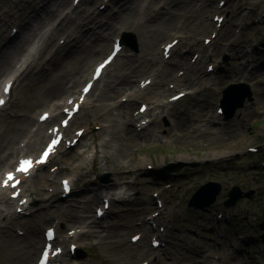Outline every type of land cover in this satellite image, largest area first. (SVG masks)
<instances>
[{"label":"rangeland","instance_id":"rangeland-1","mask_svg":"<svg viewBox=\"0 0 264 264\" xmlns=\"http://www.w3.org/2000/svg\"><path fill=\"white\" fill-rule=\"evenodd\" d=\"M216 1L221 10L209 11L207 18L220 26L222 36L218 35L215 40L210 41L209 36L198 34L201 44L207 45L204 49L206 55L200 63V71L207 73L204 88L201 91L193 92L194 88L190 85H176L169 88L165 95L159 98L164 109L159 116L162 124V127L157 129L159 139L140 140L136 147L130 150L131 155H136L143 160V167H137L134 169L135 171H130L124 166L128 176L117 182L116 176L121 172L120 167L123 166L117 150L109 158H105L102 156V149L96 155L92 145L85 146L76 143L72 147H74L73 152H79L78 158L69 166V170L60 171L55 177L54 183L59 190L57 195L49 197L48 201H41L38 195H29L24 190L22 180L20 183L22 191L17 197H13L10 191L7 192L9 198L14 200L13 210L18 212V216L23 221L29 218L33 211L39 208L46 209L49 202L77 205L76 211L72 212L69 220L59 222L58 215L60 213H53L55 219L52 223L43 222L41 224V236L44 235V229L47 226L54 227L55 236L59 239L65 232H60L61 228L68 231V234L75 233L76 229L85 231L89 227L98 229L100 234H104V230L108 229L106 240H101L96 236L91 237L85 233L73 239L70 237L71 239L69 238L65 242L64 249H68L69 243L70 246L74 244L75 248L71 254H56L52 264H264V67L250 72H248V68L243 74L237 75V70L241 69L243 63L250 61L255 64L256 60L254 62L250 55H245L244 58L241 55L236 56L231 51V47L225 48L226 46H224L229 37L234 39L233 42L241 41L243 52H249L251 45L254 44L260 48L262 53L260 62L264 64V0L259 3L262 4L259 9L260 15L254 13V9L259 5L256 4V0ZM69 3L76 4L78 11H84L88 6H86V0H69ZM96 6L104 10L102 14L104 16L98 17V19H105V15L111 9V4L101 2ZM234 8H237V11ZM113 10L116 9L113 8ZM40 14L42 15L43 11ZM71 16L73 17L74 14ZM56 17L50 19L37 31L15 56L9 68L0 75V93L4 92V86L7 84L13 91L19 80L22 81V85L29 81L31 77H24L23 74L15 83L11 77L19 73L28 61L40 54L42 41L47 38L53 28L57 20ZM1 18H3L2 10H0ZM90 25L93 24H88V26ZM95 29L100 32L105 31L104 28L96 26ZM124 33H126L127 42L122 41L121 53L117 54L113 62L106 67L101 78L94 82L88 92V101L81 107L76 119H81L83 112L88 107V102L100 92L109 73H112L116 66L125 60L126 56L139 53L137 35L133 31ZM63 38L64 35H61L55 41L64 45ZM175 41L173 36L165 39L159 38L155 41L153 48H158L161 51L164 43H174ZM68 44L65 51L62 52L63 54L67 52ZM72 45L73 40L70 41V46ZM109 49L110 43L98 58L101 59ZM175 49L176 52L170 55L171 50L166 51L165 59L169 67L178 74L185 69L173 64L181 57V54H184L186 48L182 46L175 47ZM201 49L202 47L194 49L190 54L198 56ZM218 49L219 53L215 58L205 59V56H210L211 51L215 52ZM43 54H45L44 51ZM188 59L190 63H193L191 57L188 56ZM48 66L45 65L46 68ZM92 67L93 64H91L86 77L81 78L79 88H82L84 79L90 76ZM144 77H147V74L142 78ZM153 77L146 78L144 84H152ZM137 78L138 76H134L133 82H138ZM168 82L170 81L164 80L163 85ZM236 82L248 84L251 98L246 97L243 105L237 107L233 115L226 117L224 112H219L217 109L221 106L222 90L230 83ZM16 92L17 89H14V93ZM175 92H184L185 95L175 99L176 101L169 102ZM127 94V92L121 93V96L119 95L116 99L124 100L127 98ZM207 101L210 104L208 120L209 122L213 120L211 124L216 127L223 126L222 134L211 137L210 131L207 132L208 135L205 134L206 137L199 141H186L177 136H166V128L168 125L174 124L176 117L183 113L189 114V108L193 103L204 104ZM3 105L0 107V116L1 113L3 115H8L9 112L13 113L11 110L14 104H7L5 109L2 108ZM142 105L145 106L144 109H141ZM148 106H150L149 101L140 99L136 101L134 107L138 116L134 120V125L142 126L143 123L152 120L157 115L159 108L147 110ZM42 109L44 108L41 106L33 109L32 114L35 119L39 117L38 113ZM173 110L174 113H171ZM62 117L64 115H59L57 120L50 121L47 129L58 123ZM74 127L76 131L81 129L79 123H76ZM32 128L34 129L35 126L32 125ZM72 135L68 137L63 135L66 141L62 140L54 155L34 169L32 173L44 171L54 173L57 166L66 165L57 161L59 156L68 151L64 148V142L67 145L70 141L77 140V136L71 139ZM100 137L106 138L107 135L103 134ZM86 141L89 142L83 138L81 144ZM99 142L100 140H98V144ZM226 142H229L230 147L224 148ZM43 143L44 141L39 145L34 155L37 154ZM220 153H224V155ZM16 158L12 162L13 165L16 164ZM93 159L96 160L98 166L88 173L90 182L83 186L84 179H80L75 187L73 181L79 173H86L90 169ZM169 163H172V166H167ZM177 164L180 166L175 167ZM149 171L150 174L152 173L151 175ZM106 174L108 177H105ZM32 175L30 173L27 178H31ZM64 177H67L72 183L73 191L67 197L60 198L61 179ZM2 178L3 176L0 177L1 180ZM210 180L217 181L221 185L215 201L205 208L188 205V200L199 185ZM94 181L96 182L94 183ZM47 182L51 184L53 181L49 178ZM50 184L45 187L49 193L53 189ZM109 184H114V199L116 201L108 202L110 204L108 208L105 207V201L102 204V200L98 203L88 202L89 204H85L92 190L103 191L104 185ZM234 185H237L244 195L233 204L226 205L224 201L228 198V191ZM0 205L2 206L3 203ZM53 206L51 205L49 208L52 209ZM98 207L106 208L107 212L103 216L95 217L96 214L98 215L96 213ZM159 207L164 210L168 228L163 231L162 236L158 237L156 236L160 232L158 228H163L158 219L160 215H155ZM171 208H174V211ZM220 215H222L221 218L217 217ZM82 218L84 222H80ZM143 221L146 226L149 225L153 229L151 234H145L137 227V224ZM88 222L89 226H87ZM110 224L113 226L108 227ZM17 232L21 235L23 230L18 229ZM139 233L141 234L139 240L137 242L132 240L133 236H137ZM110 239L115 245L110 243ZM153 240L159 242L157 246H154L155 248L152 247ZM41 246L39 245L33 254L32 263L36 262ZM61 246L63 248V243ZM154 249H156L155 253ZM60 251H62L61 248ZM10 258L8 261L12 263L13 259Z\"/></svg>","mask_w":264,"mask_h":264},{"label":"bare ground","instance_id":"bare-ground-1","mask_svg":"<svg viewBox=\"0 0 264 264\" xmlns=\"http://www.w3.org/2000/svg\"><path fill=\"white\" fill-rule=\"evenodd\" d=\"M86 2V6L88 5L86 9L78 11L77 5L72 4L73 2L69 3V0H13L11 2L0 0V10L3 13V18L0 19V75L9 68L15 56L37 31L50 19L57 16L53 28L47 38L42 41L40 54L28 61L19 73L11 77L15 83L23 74L24 77H31L29 81L22 85V81L19 80L14 87L17 89L16 93H14V89L7 94L3 93L5 101L2 108L5 109L7 104H14V106L11 110L13 113L9 112L8 115L1 113L0 116V177L3 176L2 180H5L6 172H10L14 168L12 162L15 157L34 156L39 145L45 141V137L50 135L47 129L49 122L57 120L59 115L65 116V107L70 100L72 103L68 108H71L76 100L80 103L79 109L68 120V124L60 126L58 129L66 137L73 134L71 139L77 136V142L70 141L67 145L65 142L63 144L65 150L68 151L59 156L57 162L66 165L57 166L54 173L44 171L34 174L32 173L33 170L26 174L20 173L18 175L20 181L15 187L9 185L11 180L6 185L0 184V203L4 205H0V264H37L36 262L32 263L33 254L39 245L43 246L42 243L45 242L44 235H40L41 224L43 222L52 223L55 219L53 215L55 212L60 213L58 215L59 222L69 220L72 212H75L77 208V205L70 203L64 205L58 202H53L54 204L49 202L46 209L39 208L35 210L37 212L33 211L30 217L23 221L18 216V212L13 210L14 200L9 198L7 192H21L20 183L22 180L24 190L29 195H38L41 201H48L49 197L57 195L59 190L54 183L55 177L60 171L69 170V166L78 158L79 152H73L74 147H72L76 143L85 146L92 145L96 155L102 149V156L105 158H109L117 150L123 163V166L120 167L121 172L116 176L117 182L128 176L124 166L130 171H135L134 169L137 167H143V160L136 155H131L130 150L134 149L140 140L159 139L157 129L162 127L159 116L164 111L163 103L159 101V98L165 95L169 88L176 85H190L194 88L193 92L201 91L204 88L207 73L200 71V63L206 55L204 49L207 45L204 42L201 44L198 34L209 36L210 41L215 40L218 35L222 36L220 26L207 18L209 11L221 10L216 0H86ZM101 2L111 4V9L105 15V19H98V17L104 16L102 15L104 10L96 6L97 3ZM230 3L231 1L228 2V7ZM259 3L261 0H256V4ZM260 7L262 4L254 9L255 14L260 15ZM113 8L116 10L112 11ZM234 10L237 11V8ZM41 11H43L42 15L40 14ZM70 13L74 16L72 17ZM90 23L93 25L88 26ZM95 26L104 28L105 31L100 32L95 29ZM8 31L9 33H7ZM10 31L13 32L10 33ZM125 31H133L137 35L139 53L126 56L125 60L119 63L112 73H109V77L100 92L88 102V107L83 112L81 119H76L77 113L88 101V92L82 93V88L78 87L81 78L86 77L91 64L95 65L100 60L98 57L105 52L109 43L111 48L116 38L126 39ZM61 35H64V45L55 41ZM171 36L176 41L171 43L168 50L165 49L167 43L163 44L161 51L158 48H153L157 39H165ZM223 38L226 39L224 36ZM72 40L73 45L70 46ZM233 40L229 37L224 45L225 48L231 47V51L236 56L241 55L244 58L245 55H250L254 62L256 60L255 64L250 61L243 63L241 69L237 70V75L243 74L248 68V72H250L264 67V64L260 62L262 53L259 47L252 44L249 52H243L241 41L233 42ZM67 44V52L63 54ZM182 46L186 48L185 55L181 54V57L173 65L183 67L185 70L176 74L167 64L166 51L171 50L170 55L176 52L175 47ZM201 47L198 56L197 54H190L192 50ZM218 53L219 49L215 52L211 51L210 56H205V59L215 58ZM188 56L192 58L193 63H190ZM45 65L49 66L46 68ZM146 74L147 77L142 78ZM134 76H138V82H133ZM149 76L156 78L153 77L152 84H144ZM166 79L170 82L163 85V81ZM125 92L128 93L127 98L124 100L116 99ZM139 99L149 101L150 106L147 107V110L159 108L157 115L152 120L143 123L142 126L134 125V120L138 116L134 105ZM170 101L176 100L169 99ZM208 102L204 104L193 103L189 108V114L179 115L174 124L168 125L166 136H177L186 141H199L206 137L205 134L208 135L207 132L210 131L211 137L222 134L224 127H216L211 124L213 120L210 122L208 120L210 110ZM40 106L44 109L38 113V116L44 111L50 112V115L43 121H40L39 118L35 119L32 114L33 109ZM171 113H174V110ZM76 123H79L81 127L78 131L74 127ZM32 125L35 126L34 129ZM103 134H106L107 137H100ZM83 138L89 142L86 141V143L81 144ZM62 140L66 141V138L63 137ZM98 140H100L99 144ZM228 147L230 144L226 142L224 148ZM220 154L224 155V153ZM40 165L38 164L36 167L38 168ZM97 166L96 160L93 159L90 169L86 173H79L73 181L75 187H77L78 184L76 183L80 179H84L83 186L84 184L87 185L90 182L88 173ZM30 173L33 174L32 177L27 178ZM49 178L53 181L51 184L47 182ZM2 180L0 179L1 182ZM48 184L53 187L50 193L45 190ZM70 185L72 187L71 182ZM113 186L114 184L104 185L103 191L92 190L85 204H89L88 202L98 203L101 200L102 204L105 200L109 203L116 201ZM71 187L69 191H65L62 184L60 198L67 197L73 191ZM109 203L107 208L110 206ZM51 205H54L52 209L49 208ZM100 208L102 209V207ZM118 209L120 210V206ZM106 210L103 208L101 214H96L95 217L103 216L107 212ZM171 210L174 211V208ZM157 214L160 215L158 219L163 225L162 229L158 228L160 232L156 236L159 237L163 235L164 230H167L168 224L162 208H157L155 215ZM221 216L217 217L221 218ZM80 222H84L83 218L80 219ZM87 224V226L90 225L89 222ZM111 226L113 225L110 224L108 227ZM137 227L145 234H151L153 231L149 225L146 226L144 221L138 223ZM17 228L23 230L21 235L17 232ZM63 229L60 230V232L65 231L61 235L62 238L59 239V237L54 236L51 242L54 248H61L62 251L57 253L58 255L71 254L70 243L68 249H64L65 242L70 237L73 239L85 233L101 240L108 238V229L104 230V234H100L98 229L90 227L85 231L76 229L75 233L72 234H68V231ZM140 237L141 234L139 233ZM110 240V243L115 245L112 239ZM82 242L84 244V241ZM61 243H63V248ZM156 249H154V253ZM9 258L13 259L12 263L8 261Z\"/></svg>","mask_w":264,"mask_h":264},{"label":"water","instance_id":"water-1","mask_svg":"<svg viewBox=\"0 0 264 264\" xmlns=\"http://www.w3.org/2000/svg\"><path fill=\"white\" fill-rule=\"evenodd\" d=\"M127 42L126 39H122ZM223 98L221 99V105L224 108V113L226 117L233 115L237 107H241L245 101V98H251V90L245 82L230 83L222 90ZM167 166H172L169 163ZM177 164L175 167H179ZM108 177V174L105 175ZM220 183L217 181H206L199 185V187L193 192L190 199L188 200V205L205 208L212 204L217 194L220 191ZM244 195V192L240 190L237 185H234L228 191V198L224 201L226 205L233 204L238 198Z\"/></svg>","mask_w":264,"mask_h":264},{"label":"snow or ice","instance_id":"snow-or-ice-1","mask_svg":"<svg viewBox=\"0 0 264 264\" xmlns=\"http://www.w3.org/2000/svg\"><path fill=\"white\" fill-rule=\"evenodd\" d=\"M118 50V48H117ZM113 55H115V52L113 53ZM111 60V57H109V60H106L104 63L107 64L109 61ZM104 67V64L100 65V67L97 68L96 70V75L98 76L100 74V70ZM89 86L85 87L83 89V91L85 93H87L89 91ZM10 90V85H5L4 86V92L8 93ZM4 103V101L2 99H0V105H2ZM69 103H72L71 101H69ZM45 117H41V119H44ZM65 124H67V121L64 122ZM53 131H57L55 129H53ZM59 137L53 139L50 144L48 145L47 149L42 153L40 159L38 161H36V163H44L45 160L47 159L48 155L51 153V151L54 149V147L59 143ZM32 167V162L30 160H22L20 162L19 167L17 168L18 172H23V173H27L29 171V169ZM13 179V175L12 173H8L6 178H5V185L7 184L8 181ZM19 181L16 182V184H18ZM66 183V182H65ZM16 185L14 184L13 187H15ZM49 235H51V233H49ZM45 257L47 256V253L44 254ZM43 264V262H42Z\"/></svg>","mask_w":264,"mask_h":264}]
</instances>
